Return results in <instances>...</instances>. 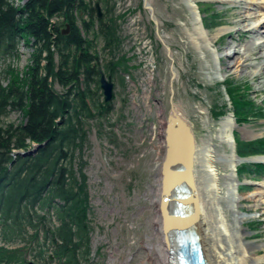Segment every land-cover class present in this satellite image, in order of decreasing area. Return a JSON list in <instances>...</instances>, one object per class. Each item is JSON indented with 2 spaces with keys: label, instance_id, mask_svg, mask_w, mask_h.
I'll list each match as a JSON object with an SVG mask.
<instances>
[{
  "label": "trees",
  "instance_id": "obj_1",
  "mask_svg": "<svg viewBox=\"0 0 264 264\" xmlns=\"http://www.w3.org/2000/svg\"><path fill=\"white\" fill-rule=\"evenodd\" d=\"M117 3L27 0L16 7L0 0V62L18 57L21 44L31 49L27 67L7 66L8 82L0 84V242L20 243L0 245V264H26L28 255L44 259L48 252L51 263L91 262L85 152L92 123L111 115L114 105L101 94V72L114 79L129 70V59L118 56L120 21L127 14L116 15ZM227 91L237 120L256 117L255 105L240 90L231 84ZM16 113L20 121H10ZM214 116L225 113L217 108ZM235 140L240 158L264 155V139L246 142L235 134ZM239 172L260 177L264 165L245 163Z\"/></svg>",
  "mask_w": 264,
  "mask_h": 264
},
{
  "label": "rangeland",
  "instance_id": "obj_2",
  "mask_svg": "<svg viewBox=\"0 0 264 264\" xmlns=\"http://www.w3.org/2000/svg\"><path fill=\"white\" fill-rule=\"evenodd\" d=\"M116 1V15L125 12L128 15L130 12L120 22V42L123 46L120 54L121 57H128V68L134 67L130 72H119L113 79L115 99L111 115L103 117L98 124L92 123L89 135L91 145L85 152L92 226L90 264H158L156 246L159 236L153 219L158 215L159 164L165 152L161 123L171 114L173 103L188 111L187 117L193 124L191 128L199 143L209 135L217 136L221 123L235 113L227 91L232 84L257 109L254 119L246 123L237 120L234 132L241 141L252 142L264 139V93H254L253 82L248 77L226 74L222 80V74L216 73L215 47L200 50L193 39H189L186 30H192L191 1L146 0L154 9L164 44L156 32L151 12L145 9V0ZM196 2L203 11L204 26L210 33L226 25L233 26L239 19L238 8L229 3L217 0ZM211 10L214 13L209 18L206 13ZM232 33L233 36L225 34L219 38L218 46L225 44L221 53L229 41L246 45L245 33ZM166 46L170 47V51ZM19 51L18 57L0 62V84L8 82L4 73L7 66L23 71L29 64L30 48L21 44ZM135 52L141 56L138 57ZM174 70L177 75H174ZM56 87L60 90L58 85ZM230 93L236 103V93L232 89ZM101 94L104 96L102 89ZM199 108H204L205 113H198ZM217 108L223 109L225 116L215 117ZM20 119V114L16 113L9 120L19 122ZM243 128L254 130L257 137H247ZM215 142L219 144L218 139ZM220 150L223 154L231 153L226 145ZM245 163L264 165L263 162L244 161L238 169ZM229 170L227 164H222L221 173ZM239 178L242 193L247 196L253 185L245 182L264 181V174L253 177L239 172ZM246 204L249 202L246 201ZM245 216L248 218L245 226L254 232L249 240L264 242V222L259 214L249 212ZM28 259L38 264H47L49 260L48 253L44 259L35 257L33 260L29 255Z\"/></svg>",
  "mask_w": 264,
  "mask_h": 264
},
{
  "label": "bare ground",
  "instance_id": "obj_3",
  "mask_svg": "<svg viewBox=\"0 0 264 264\" xmlns=\"http://www.w3.org/2000/svg\"><path fill=\"white\" fill-rule=\"evenodd\" d=\"M188 1L193 4V6L191 5L193 21L191 22L192 30L187 29L186 33L200 50L215 47L214 51L217 54L216 73L222 74V80H224L226 74H232L240 78L248 77L253 82L254 93H264V0H217L237 7L239 19L234 22L233 26H223L215 33H210L204 27V19L196 0H186V2ZM13 2L16 7H23L27 0L24 2L23 0H13ZM233 31L238 34L240 32L246 34V45L229 41L224 47L223 53H221V47L225 44L219 47V38L225 34L233 36ZM135 53L138 57L141 56L138 52ZM118 54V56L122 55L120 52ZM137 65L139 67L140 63ZM173 72L174 75H177L176 70ZM128 76L130 77V75ZM204 110V108H199L198 113L204 114ZM172 111L185 119L190 126H193L187 117L188 111L185 107L173 103ZM237 124L238 122L233 113L232 116L227 117L221 123L217 136L215 135L216 138L214 135H209L202 138L201 141L199 140V143L196 140L194 154L196 196L194 198L189 192L187 196L189 203L186 205H189V208L191 206L189 218L194 216V204L199 208V215L193 227L206 264H264V242L258 243L256 240H249L254 236V232L245 226L248 220L245 214L249 212L258 213L259 218L264 222V181L245 182L247 185H253V188L249 195L244 196L238 169L244 161L264 163V155L242 159L236 154L234 132L237 129ZM165 125L166 121L161 123L163 136L160 137L166 149ZM243 131L247 134V137H257L254 130L243 128ZM175 138L177 144H175V148L171 153L172 174H170V179L176 178L177 182H182L187 179V150L184 144L185 140L180 136H175ZM216 139H218L219 144H216ZM225 145L229 146L231 153L224 152L223 154L221 152L220 148L222 149ZM163 159L159 164L160 170ZM222 164L228 165L229 172L221 173ZM157 199L159 209H157L158 215L154 217L153 224L159 236V243L156 246V253L159 257L158 264H173L177 248L174 239L172 244H169L168 241L170 237L168 231L170 230H166L164 225L165 219L160 204L162 200L161 190L160 192L158 190ZM246 201L249 204H246Z\"/></svg>",
  "mask_w": 264,
  "mask_h": 264
},
{
  "label": "water",
  "instance_id": "obj_4",
  "mask_svg": "<svg viewBox=\"0 0 264 264\" xmlns=\"http://www.w3.org/2000/svg\"><path fill=\"white\" fill-rule=\"evenodd\" d=\"M144 5L145 9L151 12L150 14L156 27V32L164 44V40L159 33L158 20L153 14V7L146 0L144 1ZM96 11L98 17L102 18L103 12L99 3H96ZM166 48L170 51L169 47L166 46ZM100 84L105 95V101L107 103L111 102L114 96V84L112 82V78H106L104 74H101ZM175 136H180L185 140L184 144L187 150V179L182 182H177L176 178L170 179V174H172V164L170 163L172 156L171 153L173 152V148H175V144H177ZM165 141L167 148L165 160L162 165L161 209L165 219V228L166 230H170L168 231L170 236L168 239L169 244H172L174 239L177 248L175 262L173 264H206L204 254L201 251L200 244L198 242V237L194 231L195 228L193 227L199 215V208L196 204H194V216L189 218L191 214V206L189 208V205H186L189 203L187 198L189 192H191L194 198L196 196L194 182V154L196 148V138L188 122L174 111L171 112L167 119ZM33 152L34 150L29 151L25 155ZM28 264L35 263L30 262Z\"/></svg>",
  "mask_w": 264,
  "mask_h": 264
},
{
  "label": "built area",
  "instance_id": "obj_5",
  "mask_svg": "<svg viewBox=\"0 0 264 264\" xmlns=\"http://www.w3.org/2000/svg\"><path fill=\"white\" fill-rule=\"evenodd\" d=\"M129 16V15H128ZM164 160V159H163ZM159 192H160V188H159Z\"/></svg>",
  "mask_w": 264,
  "mask_h": 264
}]
</instances>
